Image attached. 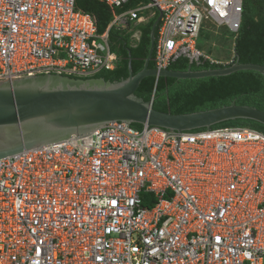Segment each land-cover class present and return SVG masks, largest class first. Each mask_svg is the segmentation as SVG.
<instances>
[{"label":"built area","instance_id":"2783aa9c","mask_svg":"<svg viewBox=\"0 0 264 264\" xmlns=\"http://www.w3.org/2000/svg\"><path fill=\"white\" fill-rule=\"evenodd\" d=\"M150 9L161 70L199 61L205 23L237 33L242 1L147 0L99 34L75 0H0V81L110 71L109 29ZM0 264H264V134L117 122L2 159Z\"/></svg>","mask_w":264,"mask_h":264},{"label":"water","instance_id":"95a60500","mask_svg":"<svg viewBox=\"0 0 264 264\" xmlns=\"http://www.w3.org/2000/svg\"><path fill=\"white\" fill-rule=\"evenodd\" d=\"M160 19L152 26L150 48L143 69L126 79L109 82L103 79H72L59 75H36L0 81V160L56 142L92 133L107 124L123 122L157 126L177 132L209 129L214 125L250 120L264 126V112L234 102L218 109L189 114L160 112L153 100L135 95L148 77L197 80L224 77L240 71L264 75V66L240 64L216 70L177 72L149 69Z\"/></svg>","mask_w":264,"mask_h":264},{"label":"trees","instance_id":"16d2710c","mask_svg":"<svg viewBox=\"0 0 264 264\" xmlns=\"http://www.w3.org/2000/svg\"><path fill=\"white\" fill-rule=\"evenodd\" d=\"M147 0H128L121 9H111L100 0H75V7L96 19L97 32L106 31L114 14H120ZM158 18L151 19L146 25H140V38L132 43V32L111 27L108 31L110 50L117 57L114 67L110 71H103L92 79H103L117 82L126 79L129 67L132 74L140 72L149 54L150 33ZM227 31V30H226ZM225 32V31H224ZM201 30L199 39L218 41L227 39V33L204 34ZM233 38L232 48L234 58L229 64H210L200 59L199 63H190L181 57L171 63L167 69L177 72L216 70L230 67L238 61L240 64H256L264 66V0H242L241 24L237 35L228 33ZM219 35V39L217 37ZM198 39V41H199ZM202 51V46L197 43ZM210 52V51H209ZM211 55V53H209ZM207 55V54H206ZM210 55H207L210 57ZM155 53L148 63L149 69H155ZM135 95L144 101L153 100V109L171 114H189L205 110L218 109L229 106L233 102L239 106H249L264 112V75L254 71H240L224 77H208L197 80H176L173 78L148 77L142 80ZM136 129L142 126L132 124ZM245 127L264 134V126L250 120H233L214 125L212 128Z\"/></svg>","mask_w":264,"mask_h":264},{"label":"rangeland","instance_id":"374dc122","mask_svg":"<svg viewBox=\"0 0 264 264\" xmlns=\"http://www.w3.org/2000/svg\"><path fill=\"white\" fill-rule=\"evenodd\" d=\"M204 29V34L210 33H217L220 34V38L223 33H227V39L219 40L220 42L216 41H211L213 43H208L205 41L204 37L202 36L198 43L202 46L203 54L210 55V57L213 60H216L217 62H222V63H227L233 56V48H232V43H233V38L229 32L226 31V29L221 28V29H216L215 25L211 23H205L203 26ZM225 31V32H224ZM215 36V34H213ZM219 39V35L217 37V40ZM210 51V52H209Z\"/></svg>","mask_w":264,"mask_h":264},{"label":"crops","instance_id":"0c3cea01","mask_svg":"<svg viewBox=\"0 0 264 264\" xmlns=\"http://www.w3.org/2000/svg\"><path fill=\"white\" fill-rule=\"evenodd\" d=\"M138 6H136V7H138ZM111 9H114V8H111ZM139 15L141 17L139 22L128 23V25L125 28H123L126 32H128V33L132 32L133 33L132 34V38H133L132 43L138 41L139 38H140V31H139L138 27L140 25H146L151 19H153L155 17L158 18L159 14H158V12L156 10L150 9V10H147V11L140 12Z\"/></svg>","mask_w":264,"mask_h":264},{"label":"clouds","instance_id":"9594fccd","mask_svg":"<svg viewBox=\"0 0 264 264\" xmlns=\"http://www.w3.org/2000/svg\"><path fill=\"white\" fill-rule=\"evenodd\" d=\"M242 1V0H241ZM240 24H241V17H240ZM216 27V26H215ZM240 27V26H239ZM221 28H224V27H216V29H221ZM156 29H157V26H156ZM224 29H226V28H224ZM227 30V29H226ZM229 33H231L229 30H227ZM155 33H156V30H155ZM201 33V32H200ZM238 33V32H237ZM237 33H232L233 35H237ZM200 36V35H199ZM199 39V38H198ZM197 43H198V41H197ZM196 49L199 51V52H201L202 54H203V52L202 51H200L198 48H197V44H196ZM154 52V51H153ZM114 54V53H113ZM115 55V54H114ZM116 56V55H115ZM209 58V59H207V58ZM204 59V60H207V61H209L210 62V64H229V63H231L232 61H228L227 63H222V62H217L216 60H213V59H211V57H209V56H207L206 54H203V56H200V59ZM234 58V55L232 56V59ZM116 59H117V57H116ZM200 59H199V61H200ZM189 60V59H188ZM199 61L198 62H195V61H193V62H190V63H199ZM211 61H213V62H211ZM156 69V68H155ZM158 70V69H157ZM161 70H168L167 68L166 69H161ZM63 77H66V76H63ZM68 78H72V79H82V80H87V79H92L93 77H91V78H74V77H68ZM151 101V100H150ZM152 107H153V103H152ZM115 123H117V122H115ZM123 123V122H122ZM112 124V123H111ZM127 124V123H126ZM108 125V124H107ZM128 125H131L132 126V124H128ZM142 126V125H141ZM146 126V125H145ZM133 127V126H132ZM144 126H142V128H143ZM147 127V126H146ZM148 127H151V126H148ZM157 127V126H156ZM134 128V127H133ZM141 128V129H142ZM212 128V127H211ZM136 129V128H135ZM205 129V128H204ZM138 130H140V129H138ZM196 130H202V129H196ZM173 131V130H172ZM192 131H194V130H192ZM184 132V131H183ZM261 133V132H260ZM263 134V133H262Z\"/></svg>","mask_w":264,"mask_h":264}]
</instances>
